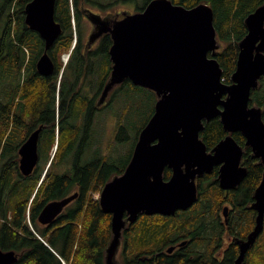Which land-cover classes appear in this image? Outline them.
Listing matches in <instances>:
<instances>
[{
    "label": "water",
    "instance_id": "1",
    "mask_svg": "<svg viewBox=\"0 0 264 264\" xmlns=\"http://www.w3.org/2000/svg\"><path fill=\"white\" fill-rule=\"evenodd\" d=\"M56 0H31L24 23L44 42L37 69L52 71L47 51L61 34L54 19ZM246 35L238 43V56L230 84L222 81L216 60L220 44L210 6L185 8L170 0H151L141 11L124 14L108 28L104 21L91 39L109 32L112 68L103 96L126 79L156 96L153 114L142 128L131 159L121 175L112 177L100 192L98 203L111 215V240L105 264H117L123 229L138 215L173 216L198 201L197 180L218 171L222 190L236 188L246 176L243 147L233 138L240 133L253 158L264 166V122L261 107L250 105L251 92L264 76V3L244 19ZM219 118L227 136L210 151L200 139L203 122ZM36 131L19 149V170L28 176L38 163ZM165 169L171 170L168 180ZM40 184V183H39ZM78 197L74 193L46 204L38 215L40 225L51 224ZM254 227L238 239L234 264H243L264 228V173L253 192ZM228 209H223L226 216ZM171 251L170 249L168 250ZM13 251L0 250V264H14Z\"/></svg>",
    "mask_w": 264,
    "mask_h": 264
},
{
    "label": "trees",
    "instance_id": "2",
    "mask_svg": "<svg viewBox=\"0 0 264 264\" xmlns=\"http://www.w3.org/2000/svg\"><path fill=\"white\" fill-rule=\"evenodd\" d=\"M30 1L0 0V82L3 94L9 93L11 85L9 80L15 78L16 72L27 65V68H30L31 64L34 66L43 51L44 46L39 35L29 30L24 23V9ZM150 1L148 0L145 6ZM170 1L185 8H193L201 3L210 6L214 14L216 37L220 44L216 60L222 69V81L230 84L229 80L235 70L239 52L238 43L246 35L244 19L263 4L264 0ZM56 5L54 19L60 25L62 35L51 52L57 53L56 59L60 61L58 64L60 71L64 67L61 57L74 48L76 38L73 33L76 32L80 37L81 24L78 14H75V18L71 14L69 0H56ZM79 40L78 38L77 41ZM79 48L80 42H78ZM69 64H75L76 72H80L83 59L77 54V50L73 52ZM261 79L257 89L251 92L249 103L261 107L264 122V77ZM121 85L122 87L113 94L115 102L112 113L116 114L120 127L116 135L117 139L123 132L121 127L129 108L126 107V100L132 95L130 94L132 91L130 93L126 91L128 86L132 87L134 92L149 93L153 98V108L138 129L127 160L122 161L120 166L117 165L118 157L111 154L112 144L105 148H109V152L102 155L103 146L80 143V132L71 125L68 126V122L61 123L59 129L54 127L55 84L48 88V91L46 90L47 93L35 89L28 97V104L21 107V112L26 118L43 124L44 130L38 150L40 160L36 174L17 176L12 167L0 170V250L13 251L17 255L14 264H105V250L111 240V215L101 211L98 200L94 199L93 194L99 193L112 177L124 172L131 159L138 135L152 116L156 102L155 94L147 89L134 86L129 81ZM64 87L65 82L63 89ZM119 100H121L119 103L121 110L117 115L115 109L119 106H116ZM4 109L5 107L2 106L0 112V157L12 155L18 148V144L13 143L8 137L9 118ZM99 116L98 114L97 118ZM225 136L227 133L223 130L218 117L203 122V130L199 137L207 150L212 149ZM232 136L243 147L242 165L247 170L246 176L236 189L225 192L214 183L204 186L200 182L198 186L197 182L199 198L191 208L169 217L138 215L137 220L128 224L122 231L123 247L119 252L117 264H234L238 257V247L233 244L222 255H218L219 240L212 237L214 233L208 234L207 241L202 240L201 235H196L193 239L194 242H198V246H204L201 257L197 253L191 258L192 253L188 251L186 254L185 250L169 255L160 254L164 248L183 239L188 231L196 229L198 222L208 219L210 228L215 225L219 212L223 210L222 205L228 199L232 201L233 197L232 207H239L234 241L243 239L251 230L255 217V212L251 209L253 192L261 181L264 166L253 158L251 149L244 146L245 139L239 132L233 133ZM69 156H72V164L67 173L61 175L54 173L55 168ZM169 178L170 171L165 169L163 179L166 181ZM74 193H78V197L68 204L51 224L44 226L38 223V215L46 204ZM263 237L264 228L254 246L248 250L243 264H264Z\"/></svg>",
    "mask_w": 264,
    "mask_h": 264
},
{
    "label": "flooded vegetation",
    "instance_id": "3",
    "mask_svg": "<svg viewBox=\"0 0 264 264\" xmlns=\"http://www.w3.org/2000/svg\"><path fill=\"white\" fill-rule=\"evenodd\" d=\"M103 1L104 0H69L71 5V14L74 18L75 14H78L80 18L81 33L80 37L73 34L76 38L74 48L72 49L66 64L60 71H58V64L60 61L56 59L57 53L54 51L51 52L54 46L53 45L49 49V52L47 51L53 65L50 74L44 76L40 74L37 69L38 59L44 53L43 47V51L38 56L34 66L31 64L30 68H27L28 65L22 67L16 72L15 78L13 80H9L11 85L10 90H8V94H3L0 82V93H2L0 94V112L1 107L4 106L5 114H8L9 118L8 137H10L9 139L13 141V143L18 144V148L15 153L8 157H0V161L2 160L0 162L1 171L2 168L8 169L9 167H12L17 176L22 175L19 170V149L23 144H25V142H27L31 135L37 131L38 163L28 176H32L37 173L40 160L38 150L40 142L43 138L42 134L44 126L37 121L27 119L25 114L21 112V107L28 104V97L35 91V89L44 92L48 88L52 87L53 84H55L53 104L54 127L59 129V125L61 123L68 122V126L71 125V127L80 132V143H92L94 145L99 144L100 146H103L104 149L111 143V132H106L109 124H106L105 121L108 119L111 121L112 106L115 102L113 94L115 91L120 89L123 84L121 86L120 84L116 85L113 87L114 89L112 88L106 95L103 96V91L109 80L112 68V62L109 55V51L112 46V38L109 32H104L95 39L91 38L94 37L98 31L97 28L101 27V24H103L104 21L109 23L108 28H112L115 22L123 19L125 11L123 14L112 13V16L109 15L107 17H103L106 13H111L112 10L118 6V4H123L124 0H107V4H103ZM56 6L57 5H55V7ZM118 7H123V5ZM82 14L85 15L86 19L82 18ZM87 25L91 27V30L89 29L90 31L86 29ZM61 35L62 29L58 38H60ZM78 38L80 39L79 41H77ZM78 42H80L79 49ZM75 50H77V54L83 59V64L79 73L75 70V64H69L70 58ZM127 81L128 80L126 79L124 83ZM64 82L65 87L63 89ZM38 86L39 88H37ZM33 98L34 96L32 99ZM120 99L122 100V98ZM121 100L116 102V106L119 105ZM98 114L100 115L99 118H97ZM68 116H70V119H68ZM106 138H109L110 140L107 144L105 143ZM210 150L211 149H208V151ZM105 153L107 154V152ZM219 168L220 165H216L209 174L202 175L197 180L198 186L200 185V182L204 186L210 183H214L219 186ZM169 171L171 176V170ZM235 189L236 188L223 191L230 192ZM232 206H234V197L232 201L228 199L226 203L222 205L223 209H228L227 214L224 216L223 210L221 213L219 212L215 225L210 228L208 219L202 221L201 223L198 222L196 229L188 231L184 235L183 239L178 240L171 246L164 248L160 254L169 255L174 254L177 251L185 250L186 254H188V251L192 253L191 258L196 256L197 253H199L201 257L204 251V246H198V242H194L193 239L196 235H201L202 240L205 239V241H207L208 234L210 233H214L212 237H216L219 240L217 243L218 255H222L225 250L233 244L238 247L236 241H234V237H236L234 234L236 233L235 227L238 220L237 209H239V207L236 208ZM253 227L254 224L251 230ZM247 235H244V238H242L246 239ZM169 249L173 250L169 252Z\"/></svg>",
    "mask_w": 264,
    "mask_h": 264
},
{
    "label": "rangeland",
    "instance_id": "4",
    "mask_svg": "<svg viewBox=\"0 0 264 264\" xmlns=\"http://www.w3.org/2000/svg\"><path fill=\"white\" fill-rule=\"evenodd\" d=\"M147 1L148 0H124L123 4H118V6L123 5V7L116 6L112 10L111 13H109V14L106 13V15L103 17H107L109 15L112 16V13L123 14L124 11H125L124 14L135 13L137 11H140L145 6ZM107 3H108L107 0L103 1V4H107ZM82 18L86 19L84 14H82ZM73 24H74V22H73ZM86 29L91 30V27L87 25ZM89 31H88V33H89ZM73 34L75 36H77V34L75 32ZM57 40H58V38H57ZM66 55L67 54H64L61 57V62L63 63V65H64V57ZM263 77H262V79H263ZM262 85L263 84L261 83V86ZM126 91L128 93H130L132 91L130 93L132 95L128 94L130 96V99H129L130 101L126 100V107L128 106L129 108L127 110V114H126V117L124 119V123L122 124V127H121L123 129V132L120 135L119 139L116 138L117 132L120 129V127H118L119 122L116 118V114L111 113V121H110V119L107 120L108 122L105 121L106 124H109L107 126L106 132H108V133L111 132V137H112L111 143H110V144H112L111 154L118 157V159H117L118 160V164H117L118 166H120L122 161L127 160L128 156H129V152L132 149L133 144L135 142L137 131L142 126L145 119L147 118V115L150 113V110L153 108V98L150 96L149 93L142 92V91L134 92V90L130 86H128ZM130 102H131V105H130ZM112 108L114 109V105L112 106ZM120 108H121V105L119 104L118 108L115 109V111L117 112V115L119 114V112L121 110ZM109 141H110L109 138H106L105 143L107 144V143H109ZM101 150H102V155H104L105 152H107V153L109 152V148H107L106 150L101 148ZM71 164H72V156H69L68 158L66 157L64 162L55 168L54 173L60 174V175L67 173V170L69 168H71L70 167ZM93 196H94V199H96L97 197H99V194L94 193ZM122 247H123V242L121 240V245H120V248L118 250V254H117V258H116L117 261H118V257H119V252H121ZM170 250L172 251L173 249H170Z\"/></svg>",
    "mask_w": 264,
    "mask_h": 264
},
{
    "label": "bare ground",
    "instance_id": "5",
    "mask_svg": "<svg viewBox=\"0 0 264 264\" xmlns=\"http://www.w3.org/2000/svg\"><path fill=\"white\" fill-rule=\"evenodd\" d=\"M55 9H56V8H55ZM54 14H55V11H54ZM5 78H6V76H5ZM0 81H1V80H0ZM2 81H3V80H2ZM229 81H230V80H229ZM13 86H14V85H13ZM49 86H50V85H49ZM16 87H17V86H16ZM47 87H48V86H47ZM131 88H132V87H131ZM5 91H6V90H5ZM13 91H14V90H13ZM13 91H12V92H13ZM47 91H48V89H47ZM47 91H45V93H47ZM50 91H51V90H50ZM0 94H2V93H0ZM14 94H15V93H14ZM4 95H5V93H4ZM13 96H14V95H13ZM44 96L46 97V94H45ZM46 100H47V98H46ZM4 102H5V101H4ZM11 105H12V103H11ZM48 106H49V105H48ZM7 111H8V110H7ZM63 131H64V130H63ZM76 132H78V131H76ZM68 136H69V135H68ZM74 136H75V135H74ZM73 141H74V140H73ZM12 142H13V141H12ZM11 144H12V143H11ZM66 144H67V143H66ZM66 144H65V145H66ZM7 146H8V145H7ZM85 146H88V145H85ZM85 146H84V147H85ZM65 149H66V148H65ZM88 149H89V148H88ZM88 149H87V150H88ZM72 151H73V150H72ZM43 152H44V151H43ZM62 152H64V151L62 150ZM86 152H87V151H86ZM90 161H91V160H90ZM100 163H101V162H100ZM53 176H54V175H53ZM12 177H13V176H12ZM22 178H23V177H22ZM46 178H47V177H46ZM14 179H15V178H14ZM51 180H53V178H52ZM30 181H31V180H30ZM20 189H22V188H20ZM27 189H28V186H27ZM31 189H32V188H31ZM7 191H8V190H7ZM25 192H27L26 189H25ZM28 193H29V192H28ZM34 194H35V193H34ZM24 195H25V194H24ZM24 195H23V196H24ZM25 197H26V196H25ZM25 197H24V198H25ZM27 199H28V198H27ZM18 201H19V200H18ZM16 202H17V201H16ZM18 203H19V202H18ZM37 203H38V202H37ZM8 206H9V205H8ZM13 207H15V204H14ZM10 215H11V214H10ZM29 221H30V220H29ZM10 223H12V222H10ZM137 226H138V225H137ZM139 226H140V225H139ZM140 227H141V226H140ZM138 230H139V229H138ZM129 233H130V232H129ZM164 234H165V233H164ZM160 235H161V234H160ZM160 235H159V236H160ZM167 236H168V235H167ZM155 237H156V236H155ZM162 237H163V236H162ZM168 237H169V236H168ZM156 238H157V237H156ZM156 238H155V239H156ZM263 238H264V237H263ZM160 239H161V238H160ZM157 240H158V238H157ZM261 240H262V239H261ZM263 241H264V240H263ZM145 242H146V241H145ZM156 242H157V241H156ZM152 243H154V242H152ZM159 244H161V243H159ZM159 244H158V246H159ZM147 246H148V245H147ZM153 249H154V248H153ZM154 251H155V250H154ZM141 252H142V251H141ZM70 262H71V261H70ZM76 262H77V261H76Z\"/></svg>",
    "mask_w": 264,
    "mask_h": 264
},
{
    "label": "built area",
    "instance_id": "6",
    "mask_svg": "<svg viewBox=\"0 0 264 264\" xmlns=\"http://www.w3.org/2000/svg\"><path fill=\"white\" fill-rule=\"evenodd\" d=\"M67 58H68V55H66V56L64 57V62H66ZM28 223H29V222H28ZM29 225H30V224H29Z\"/></svg>",
    "mask_w": 264,
    "mask_h": 264
}]
</instances>
